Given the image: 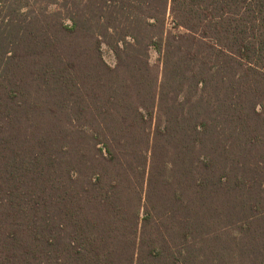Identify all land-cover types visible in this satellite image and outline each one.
<instances>
[{"label": "trees", "instance_id": "16d2710c", "mask_svg": "<svg viewBox=\"0 0 264 264\" xmlns=\"http://www.w3.org/2000/svg\"><path fill=\"white\" fill-rule=\"evenodd\" d=\"M47 1L48 6L59 4L63 11H42L32 17L24 12L19 19H9L8 29L0 33V46L6 45L12 52V57L8 56L14 58L12 64L5 60L7 74L11 68L16 73L22 70L20 67H31V54L38 55L37 61L41 64L37 74L34 70L31 73L29 86L15 81L10 87L0 73V264H201V232L187 222L179 225V221L184 220L175 219L174 205H148L141 217V208L133 206L134 202L130 205L118 185L108 186L104 191L106 187H97L96 182L76 183L73 171L78 168L81 156L77 159L76 151L64 150L60 141L71 137L70 133L82 136L83 128L69 131L51 115L30 119L23 110L33 92L43 95L52 93L50 88H62L79 97L89 86L93 90L103 88L101 92L110 96L108 106L95 101L101 94L97 90L94 102L100 113L87 121L92 128L88 141L98 153L103 155L106 151L107 159L117 163L120 155L107 133L109 127L115 130L124 141L123 151L129 156L122 173L128 179L130 170L135 169L130 158L135 153L128 149L126 133L135 124L126 114L111 113L114 105L108 78L128 64L148 70L145 50L150 38L148 46L155 47L162 55L164 74L168 72L171 81L166 104L157 111L168 108L172 100L165 125L157 122L152 133L168 140L175 130L184 137L188 149L186 160L190 165L184 177L199 187L195 189L197 194L188 197L183 191L185 187L178 190L186 181L176 187L178 176L174 183L166 180L165 184L172 190L173 201L193 209L198 203L195 197L206 186L207 170L214 168L210 165H217L214 154L225 159L223 147L237 146L245 150L244 136L231 141L230 145L227 140L253 125L244 122L249 112L264 115V0ZM66 19L72 23H67ZM27 24L30 28L25 37ZM40 37L44 41L39 40ZM66 39L71 44V57L80 60L72 73L68 63L63 66L58 60ZM104 41L119 57L116 68L101 62ZM100 73L106 75L97 78ZM49 75H54L59 84L47 79ZM187 83H202L210 88L205 96L192 102L190 97L195 94L191 86L186 87ZM3 90L7 96L3 95ZM170 92L174 95L170 96ZM245 98L251 101L250 111L241 103ZM83 105L89 108L90 103L85 100ZM258 105L262 109L258 110ZM43 106L41 102L32 101V108L39 109L38 114ZM150 114L153 115V111ZM228 123L236 128L227 127ZM33 124L42 131L49 129L50 137L43 139L40 132L31 129ZM200 139L204 144L209 143L205 148L208 145L219 147L211 153L205 175L206 167L195 165L199 154L193 148ZM172 150L169 146L163 147L161 159L158 158L160 164L165 153ZM66 152L70 154L65 155ZM135 158L138 157L135 155ZM225 180L229 183L221 176L211 184L213 192L220 185L236 187L232 175ZM239 185L246 186L240 182ZM156 212H161L159 221ZM253 217L251 213L240 217L239 233L249 229L252 234L256 233L251 230ZM170 222L178 227L177 233L172 231L174 227ZM256 249L257 246L253 254Z\"/></svg>", "mask_w": 264, "mask_h": 264}, {"label": "rangeland", "instance_id": "374dc122", "mask_svg": "<svg viewBox=\"0 0 264 264\" xmlns=\"http://www.w3.org/2000/svg\"><path fill=\"white\" fill-rule=\"evenodd\" d=\"M25 1H0V33L8 29L7 21L9 19H19L21 15H24V12H28L29 17H32L33 14H38L42 11L47 13L48 11H63L57 3L48 6L47 0ZM61 15L63 16V14ZM66 21L67 23H72L71 20L66 19ZM25 28L27 30L26 37L29 33V24ZM12 32L14 34L17 33L14 25H12ZM40 39L44 41L43 37H40ZM149 40L150 38H147L145 50V57L149 65L148 70L128 64L122 68H118L108 78L109 88L113 97L111 102L114 105L111 113L113 115L117 113L118 116L126 114L127 117L133 119L132 122L135 124L134 128L129 127L127 129V144L128 149L134 151L139 159L135 158V155L130 157L135 163V169L130 170L131 176L128 179H126L125 175L122 176V173H124V169L127 166L126 159L129 156L123 151L124 148L121 146L124 141H122L123 139L119 137L115 130L106 126L108 128L107 133L113 142V148L116 147V151L120 155L117 163L113 164V162L107 159L108 154H106V151H104L105 154L103 155L98 153L92 142L88 141V132L92 133V128L87 125V121H91L93 116L95 118L98 117L100 113L97 109L98 105L94 102V95H98L97 90L101 92L104 90L103 88L93 90L92 86H89L79 97L70 95L69 89L63 90L62 88L54 90L50 88V92L52 93L43 95L39 92L36 95L33 92L30 97H33L34 100L30 97L27 98L28 106L24 108V114L28 115L27 117L30 119H35L37 116L44 118L51 115L57 119V123L69 131L82 127V136L76 137L74 133H70L72 138L69 137L65 141H60V146L63 145L64 150L76 151L74 154L77 159L81 156L78 168L73 171L76 183L91 184L92 182H96L97 187L100 185L102 189L106 187L104 191H106L108 186L112 188L114 184L118 185L119 188L123 189L124 199L128 198L127 201L130 205L134 202L135 205L133 206L141 208V217L145 214L144 207L148 205L153 204L157 207H172L174 205L177 211L173 214L175 219L182 218L184 220V222L179 221V225H185V222H187L191 228L192 226L198 227V231L201 232L202 243L199 252L201 264H264V115L256 116L253 112H249L244 122L247 121V123H253V125L249 126L245 131L233 134L227 140V144L230 145L231 141L244 136L243 142L247 145L245 150H239L237 146L235 148L227 147L226 149L223 147L222 156L225 159L214 154L217 165H210L214 166V168L207 170L209 173L206 179V186L200 189L199 194L195 197L198 201L197 204H194L195 208L186 209L179 202L176 203L175 200L173 201L170 198L172 190L165 184V181L168 180L170 183H174V178L178 176L177 187L181 181L186 180L184 175L190 169L189 162L186 160L188 149L186 148L184 137H182L180 132L173 130L168 140L157 137L152 133L155 125L158 124L157 122L160 121L161 125H165L172 100H170L168 108L163 109L162 112L157 111L158 107L162 109L166 104L171 81H169L168 72L164 74L162 55L157 52L155 47L148 46ZM70 47L69 39H66L61 45V56H59L58 60L62 62L63 66L68 63L71 67L70 72L72 73L79 66L80 60L76 57H71ZM22 49L25 48L23 47ZM24 53H27V51H24ZM10 54L12 52H10V49L6 45L4 47L0 46V73L6 77V82L10 87H12L11 85L15 81L29 86L31 84L30 79L33 77L31 73L34 70L37 74L41 67V64L37 61L38 55L31 54L29 57L32 64L31 67L30 65H25L24 67H20L22 69L20 72L18 70L16 73H13L14 71L12 72L11 68L10 73L7 74L5 72V60L8 59L11 64L14 62V58H11ZM101 55L103 57L101 58L103 60L101 61L102 63L104 62L111 68L118 66V55L105 41L102 43ZM58 60L55 61L57 65H59ZM106 65L104 66L108 69L109 67ZM8 66L6 65L7 68ZM103 75L106 74L100 73L97 75V78H102ZM46 78L57 85L59 84V80L54 75H49ZM186 85V87L191 86L194 91L193 94L195 95L190 97L192 102H196L201 96H205L210 88V85L205 86L202 83H187ZM196 87L197 90H195ZM185 89L187 90V88ZM187 92H184L186 93L185 95H187ZM3 93V95L7 96L6 91L3 90ZM172 95H174L173 92H170V96ZM109 97L106 93L103 94L101 92L99 100L95 101H101L102 104L108 106L107 100ZM182 98L183 96L180 97V99ZM85 100L90 103L89 108L88 105H83ZM32 101L35 103L41 102V105H44L40 108L41 114H38L39 109L35 111L32 108ZM152 101L155 104L151 103ZM145 103L148 104L147 107L140 106V104ZM241 103L250 111V99H242ZM257 107L258 110L262 109L260 105ZM136 108L137 111H135ZM151 111H153V115L150 114ZM122 118L125 119L124 117ZM209 121L211 122V119ZM96 125L99 126L98 124ZM232 126L234 125H231V123L227 125L229 128ZM57 127L62 130V127ZM234 127L236 128V126ZM140 128H147V130L145 129L146 132H144ZM31 129L34 132H40V136H43V139L50 137L49 129L42 131L36 124H33ZM113 135H117V137L114 138ZM200 140L195 143V148H193V145L191 147L194 149V152L199 154L195 165L199 163L198 166L206 167L204 169L205 175L206 169L209 167L207 165L211 153L218 151L219 147L217 145H208L205 148L204 146L209 143L204 144ZM219 140H221V137ZM69 143L71 144L69 145ZM165 145L171 147L173 150L165 153L164 160L160 164L158 158L161 159V150ZM74 146L76 147L75 149ZM68 154L70 153H65V155ZM225 165L229 167L222 169ZM238 165L242 167L239 169V167H236ZM231 175L236 183V187L234 186L230 189L228 188L229 185H220L213 192L211 184L217 182L221 176L223 177V181L229 183V180L225 179H228ZM239 182L245 183L246 186H240ZM181 184L178 190H182L185 187L183 191L186 196L190 197L197 194L195 189L199 187L195 183L186 180L185 183ZM188 202L190 203V200ZM249 204L251 207H249ZM156 213L158 215L156 216L157 220L159 221L161 212ZM246 213H251L255 216L251 220V230L256 231L254 233L255 237H253L254 234L251 233L250 229L246 232H238L237 221ZM176 223L178 224V222ZM171 225L174 227L172 231L177 233L175 230H178V227L173 224ZM256 246L257 252L253 254Z\"/></svg>", "mask_w": 264, "mask_h": 264}]
</instances>
